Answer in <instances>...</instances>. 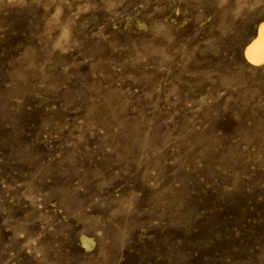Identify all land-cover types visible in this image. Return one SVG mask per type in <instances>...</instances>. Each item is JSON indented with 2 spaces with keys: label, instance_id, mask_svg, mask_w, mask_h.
<instances>
[{
  "label": "rangeland",
  "instance_id": "obj_1",
  "mask_svg": "<svg viewBox=\"0 0 264 264\" xmlns=\"http://www.w3.org/2000/svg\"><path fill=\"white\" fill-rule=\"evenodd\" d=\"M262 21L264 0H0V264H264Z\"/></svg>",
  "mask_w": 264,
  "mask_h": 264
},
{
  "label": "bare ground",
  "instance_id": "obj_2",
  "mask_svg": "<svg viewBox=\"0 0 264 264\" xmlns=\"http://www.w3.org/2000/svg\"><path fill=\"white\" fill-rule=\"evenodd\" d=\"M245 58L252 65L264 64V21L257 26V32L253 40L245 48ZM82 248H89L90 241L86 237L81 238Z\"/></svg>",
  "mask_w": 264,
  "mask_h": 264
}]
</instances>
